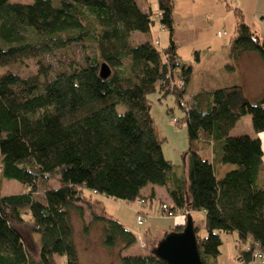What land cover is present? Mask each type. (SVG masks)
Listing matches in <instances>:
<instances>
[{
	"label": "trees",
	"instance_id": "16d2710c",
	"mask_svg": "<svg viewBox=\"0 0 264 264\" xmlns=\"http://www.w3.org/2000/svg\"><path fill=\"white\" fill-rule=\"evenodd\" d=\"M175 1L157 0L153 13L135 0H0L1 173L24 190L5 196L0 184V264H58L57 258L79 264L72 217L85 223L88 210L90 226L101 225L104 246L117 251L122 264H167L154 256L156 247L122 257L138 238L100 200L145 206L156 198L154 191L143 196L149 185L166 189L170 202L161 207L186 217L161 239L181 232L191 213H204L207 235L195 227L204 264H217L222 234L251 239L239 253L241 264L252 263L257 251L264 254L263 146L248 135L230 136L246 116L255 133H264V93L252 103L239 84L208 90L206 75L185 102L192 69L179 62L173 43ZM234 14L230 59L256 54L264 62V35L238 9ZM156 18L170 34L165 50L132 38L149 34ZM74 44L92 48V58L71 62L55 76L40 62L36 72L5 69ZM103 64L111 71L107 79L100 76ZM157 92L162 99L175 96L185 112L188 149L181 169L165 158L155 128L149 97ZM227 165L234 169L218 179L217 167ZM53 178L57 188L49 186L38 198L41 184ZM27 225L36 243L24 236ZM146 237H152L149 230Z\"/></svg>",
	"mask_w": 264,
	"mask_h": 264
},
{
	"label": "rangeland",
	"instance_id": "374dc122",
	"mask_svg": "<svg viewBox=\"0 0 264 264\" xmlns=\"http://www.w3.org/2000/svg\"><path fill=\"white\" fill-rule=\"evenodd\" d=\"M23 3H27L28 0H21ZM136 1V0H135ZM137 3V1H136ZM193 4V0H183L181 3L177 4L176 16H175V38L174 43L177 45L181 64H186L191 69L196 71L197 77L193 78V81L188 87L187 95L196 94L200 91L202 87V80L209 78L208 85L205 89L215 90L219 89L218 86L220 80L214 74L210 72L216 67V64H220L222 60L219 59L221 54L230 48L232 40L235 38V23L236 15L234 11L238 9L234 0L232 2H226L225 0H209L206 4L201 0H196ZM141 7V6H140ZM244 8L241 9L242 15L244 16L245 23L252 27L253 31L259 37L264 35L263 25L264 21L261 19L264 13L263 2L260 1L258 5L250 0H245ZM142 8V7H141ZM153 13H157L156 11ZM188 14L191 17L189 20L183 19V14ZM160 20L156 19L155 23L152 25L151 32L146 34L145 41H159L160 46H157L160 50L169 44L170 34L168 31H164L163 28L159 27ZM261 28V29H260ZM221 33V37L218 34ZM139 40V37H133V41ZM142 42V43H144ZM93 49L86 48L81 44H74L66 49L53 50L52 52L45 53L39 60L37 57L29 58L24 60L22 64L11 65L6 69V71H11L14 73L23 74V70L36 72L38 70L39 62L46 67H50L53 70V76L59 71L61 67L68 66L71 62H80L85 64L87 58H92ZM199 54L201 57V63L196 61V55ZM214 56V58H213ZM218 56V58H216ZM1 71V70H0ZM253 81H256L254 79ZM253 81H247L248 86H253ZM201 86V87H200ZM249 98V97H248ZM187 103V98H184ZM151 101V115L155 119L157 131L159 132L160 139L162 140V149L164 151L165 157L168 161L173 163L175 166L179 167L181 160L180 151H187L188 148V132L187 125L184 121L185 112L182 110L176 102V97L169 95L163 98L159 93H155L149 97ZM252 103H256L254 100H250ZM189 106V105H188ZM176 118L179 122L178 124H170L171 118ZM238 133H244L249 135L254 131L252 129V122L249 116L243 117L239 120L237 125ZM183 149V150H182ZM186 149V150H184ZM57 179H51L50 183L45 186L41 184L39 188L38 198L42 197V192L44 189L50 187H56ZM0 184L2 188V194L5 196L16 195L21 193L23 190L22 185L15 181L9 180L2 176L1 164H0ZM106 212L116 218L120 223H122L127 229L134 232L138 238L137 244L125 251L122 257L144 255L147 251L153 250L157 247V244L162 240L161 234L163 231H169L171 228H175L176 225L181 223V220L176 219V217H164L160 215L161 204L156 203L152 209H141L144 211L145 223L143 226L137 224V204H125L122 202H117L113 200H107L104 203ZM89 216L86 217L85 228L78 224L80 223L78 216L74 215L73 226L75 229V241L80 238L89 239L84 240L86 246L93 253L100 264H122L121 257L118 255L117 251H109L103 244V235L101 225H92L90 222L92 220L91 212L88 210ZM193 218L197 224L201 223L202 217L200 214H193ZM28 225L22 228L23 234L26 240L32 243H36L37 236H30L28 234ZM86 230V231H85ZM149 230L152 237H146L145 233ZM86 232H90L89 235ZM204 232H201V236ZM160 235V236H159ZM207 235V232L204 234ZM82 236V237H79ZM158 236V237H157ZM225 238V237H224ZM229 243V244H228ZM236 246V247H235ZM241 249H246L241 247L239 244H231L230 239H224V247L220 248V264H237V255L240 251H245ZM88 250V251H89ZM239 251V252H238ZM222 252V253H221ZM148 254V253H147ZM59 262V261H58ZM99 264V262H98ZM256 264H261L257 261Z\"/></svg>",
	"mask_w": 264,
	"mask_h": 264
},
{
	"label": "crops",
	"instance_id": "0c3cea01",
	"mask_svg": "<svg viewBox=\"0 0 264 264\" xmlns=\"http://www.w3.org/2000/svg\"><path fill=\"white\" fill-rule=\"evenodd\" d=\"M136 1H137L138 6L142 7V8L140 7V9L142 11H144V12H148V11H154V12L156 11V12H158V2H157V0H136ZM182 1L183 0H176L175 1V4H174V15L175 16H176L175 11H176V8H177V4L181 3ZM206 1H209V0H201V3L203 4V2H204L206 4ZM250 1L251 2H255L256 5H258L260 3V1H262L263 5H264V0H250ZM195 2H196V0H193V4H192L193 6H194ZM234 2L237 5L238 10L241 12V9L244 8L243 6L245 4V0H234ZM261 14H262L261 15L262 16L261 19L264 21V13H261ZM174 15H173V21H174V27H175V16ZM183 16H184L183 19H185L186 21L189 20V18L191 17L190 15L185 14V13L183 14ZM243 18H244V16H243ZM156 19H158V18H156ZM236 22H237V20H236ZM244 22H245V20H244ZM159 27H161L160 23H159ZM249 27L252 29L251 26H249ZM262 30H264V25H263V29ZM164 31H166V30H164ZM235 31H236V23H235ZM263 33H264V31H263ZM174 34H175V29H174ZM136 36L139 37V40L136 41L137 44H140V43H142V42H144L146 40L145 39L146 34L134 33L132 35V38L136 37ZM174 38H175V35H174ZM151 42L154 43L152 40H151ZM173 43H174V41H173ZM154 44L156 46H160V42L159 41H155ZM170 44H171V41L169 39V44L166 47H164L162 50L167 49L170 46ZM229 49L230 48H228V50L224 51L221 54V56H219V59L222 60L221 63L220 64H216V67L213 68V70H210V72H212L214 74V78L216 77L218 80H220V83H218L219 84L218 86H220V88H223L225 86H231L233 84H239L240 86H242V88L244 90V94H245L246 98L249 101L250 100H254L255 102L259 101L262 98L263 93H264V62L256 54H247L244 57H242V59H240L238 62H233L230 59V52H229L230 50ZM177 56H178V59H180V54H179L178 47H177ZM213 58H214V56H213ZM216 58H218V56H216ZM196 61L201 63V57H200L199 54L196 55ZM184 65L188 66L186 64H184ZM188 67H190V66H188ZM195 76L197 77L196 71L194 69H192V74H191V77H190L189 85L193 81V78H196ZM254 79H256V81H253ZM247 81H250V82L253 81L254 82L253 86L249 87ZM189 85L187 86V91H188ZM193 97H195V94L188 95L187 100H190ZM152 118H153V116H152ZM153 120H154L155 128H156V131H157L155 119L153 118ZM238 123H239V121H238ZM238 123L231 130V132H230V136L231 137H239V136H244L245 135L244 133H241V132L238 133V130L236 129ZM252 129H253V127H252ZM253 131H254V129H253ZM157 133L159 135L158 131H157ZM248 136L252 137L253 139H259L261 141V143H262L263 152H264V133L257 134L254 131V135L252 133H249ZM212 147L213 146L211 144V148H210L211 150H212ZM184 150H186V149H184ZM180 152H182L181 156H183V154L186 151H180ZM163 153H164V151H163ZM164 156H165V154H164ZM213 158L214 157L211 154L209 159L212 160ZM183 166L184 165H183V162L181 160V163L179 164V168L181 169ZM263 166H264V157H263ZM217 168H218V171H217L218 179H221L225 174H227L228 172H230V171H232L234 169L233 166H229V165L223 166V167H217ZM261 179L264 180V167H263V171H262V174H261ZM54 188H57V186L54 187ZM151 191H154L155 194H156L155 200L152 203L147 201L145 203V206L137 204L138 208H140V209H138L137 212H139V211L142 212V210H141L142 208H143L144 211L146 209H152L153 207L156 208V206H154L156 203H169L170 202L168 194H167L166 189L164 187L149 185L143 190L142 194H143V196H148ZM98 198H100V197H98ZM100 200H102L103 203H105V201H107L108 199H105L104 197H102V198H100ZM83 208H84V206H83ZM88 213L89 212L86 211V213H85V221H86V217L89 216ZM193 214H197V213H191V216H192V219H193V222H194V226L199 228V236H201V232H204V234L206 233V229L204 227L205 215H204V213H198V214L201 215L202 221H201V223L197 224V222L193 218ZM184 218H186V217L180 216V215L176 216V219L181 220V223H179L178 225H182L183 224ZM79 221H80V223H78V224H81L84 228L87 226L80 219H79ZM72 223H73V218H72ZM86 233L89 235L90 232H86ZM204 234L201 237L205 236ZM74 236H75V229H74ZM79 237H82V236H79ZM224 237L227 240L230 239V243L231 244H233V245L239 244V245H241V247L246 248V249H241V250H247L250 247V245L252 244L250 238H247L245 241L242 242L238 233H233V234H230V235L222 234L221 235V240H222V243H223L222 247H224V239H225ZM86 239H89V237L80 238L78 241L77 240L75 241L76 249H77V252H78L79 264H98V262L100 264V261H98L96 256L93 253H91V251L89 250L88 244L86 246V242H84V240H86ZM37 240H38V236H37ZM149 252L150 251H147L148 254H149ZM147 253H145L144 255H147ZM236 255H237V264H241L238 261L239 254H236ZM136 256H138V255H136ZM57 261H59L58 264H65V259L64 258H57ZM219 261H220V257L217 259V264H220ZM250 264H256V262H252Z\"/></svg>",
	"mask_w": 264,
	"mask_h": 264
},
{
	"label": "water",
	"instance_id": "95a60500",
	"mask_svg": "<svg viewBox=\"0 0 264 264\" xmlns=\"http://www.w3.org/2000/svg\"><path fill=\"white\" fill-rule=\"evenodd\" d=\"M110 75V69L103 64L100 70L101 78L107 79ZM153 254L167 264H204L199 253L192 217L187 218L181 232H171L164 237Z\"/></svg>",
	"mask_w": 264,
	"mask_h": 264
},
{
	"label": "built area",
	"instance_id": "2783aa9c",
	"mask_svg": "<svg viewBox=\"0 0 264 264\" xmlns=\"http://www.w3.org/2000/svg\"><path fill=\"white\" fill-rule=\"evenodd\" d=\"M233 0H226V2H232ZM159 17H161V15L159 14ZM218 36L221 37V33L218 34ZM157 44V43H156ZM180 89H182V86H180ZM183 104V103H182ZM170 124L175 125L178 124V120L176 118H171L170 119ZM94 195H96V192H93ZM171 207H169L168 205H163L161 207L160 210V215L164 216V217H176L178 216L177 214H174L172 212H170ZM169 211V212H168ZM167 212V213H166ZM187 213H185L186 215ZM145 223V218H144V214L142 212L137 213V224L139 226H143ZM261 262V264H264V254L261 253L260 251H257L253 254V262Z\"/></svg>",
	"mask_w": 264,
	"mask_h": 264
}]
</instances>
